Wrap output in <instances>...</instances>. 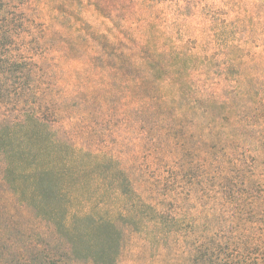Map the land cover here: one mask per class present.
Wrapping results in <instances>:
<instances>
[{
    "label": "rangeland",
    "instance_id": "1",
    "mask_svg": "<svg viewBox=\"0 0 264 264\" xmlns=\"http://www.w3.org/2000/svg\"><path fill=\"white\" fill-rule=\"evenodd\" d=\"M13 2L17 26L10 51L38 74L43 112L58 121L56 128L74 131L80 142L120 160L130 177L118 192L109 180L106 203H92L121 231L113 264H202L200 246L212 237L201 236L202 203L213 194L221 168L234 174L243 164L237 174L245 175L248 167L264 165V0ZM96 34L115 44L112 60L126 57L135 65L126 84L109 85L100 76L93 64L98 60L92 62ZM154 51L160 70L151 76L137 62ZM181 60L176 80L168 66L175 62L179 71ZM137 77L149 80L140 99ZM110 90L112 98H102ZM163 97V106L148 109L140 122L143 102ZM126 189L134 193L126 196ZM138 191L165 214L177 213L179 236H156L151 222L145 220L144 228L137 221ZM9 192L0 184V238L13 242L0 244V264L23 258L20 264H90L68 257L63 239Z\"/></svg>",
    "mask_w": 264,
    "mask_h": 264
},
{
    "label": "trees",
    "instance_id": "2",
    "mask_svg": "<svg viewBox=\"0 0 264 264\" xmlns=\"http://www.w3.org/2000/svg\"><path fill=\"white\" fill-rule=\"evenodd\" d=\"M13 1L20 0H0V106L4 107L0 121V184L63 239L62 249L68 257L86 259L90 264H113L121 231L101 207H93L92 203H106L109 180L112 190L118 192L121 183L131 184L130 177L120 160L109 156L104 149L80 142L76 132L62 126L56 128L58 121L43 112L36 97L38 74L26 58L10 51L12 31L17 26L12 24L17 21L13 17L16 13L11 12ZM93 41L96 56L92 62L98 60L93 64L100 76L104 73L109 85H116L119 80L126 84L125 78L135 65L126 57L112 60L110 46L115 44L105 35H93ZM156 55L155 51L149 52L147 59L137 62V68L144 67L151 76L159 74ZM174 66L175 62L168 67L178 80L184 60L176 64L179 71ZM145 79L137 77L134 86L137 99L144 97L148 89L149 80ZM111 95L110 90L102 98L109 100ZM64 99L71 100L73 95ZM165 99L152 98L147 105L143 102L140 122H146L144 115L149 113L148 109L162 107ZM207 114L214 117L211 110ZM239 168L243 169L244 165L234 168V174L221 168L211 190L213 194L205 195L201 236L212 237L200 246L202 264H264V165L257 169L248 167L251 171L245 175L237 174ZM128 193L134 190L126 189L124 194ZM128 202L126 208L132 215L133 202ZM75 203L77 209H72ZM171 213L165 214L143 191L137 192V221L144 228L145 220L151 222L156 236L178 235L177 213ZM2 238L5 240L0 238V244L13 245L7 237ZM8 239L17 241L15 237ZM26 261L23 258L20 262Z\"/></svg>",
    "mask_w": 264,
    "mask_h": 264
}]
</instances>
